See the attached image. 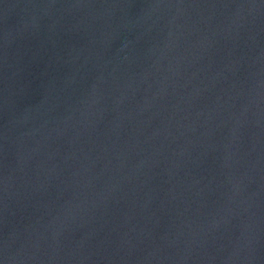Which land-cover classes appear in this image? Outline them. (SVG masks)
<instances>
[{
	"label": "water",
	"instance_id": "obj_1",
	"mask_svg": "<svg viewBox=\"0 0 264 264\" xmlns=\"http://www.w3.org/2000/svg\"><path fill=\"white\" fill-rule=\"evenodd\" d=\"M0 264H264V0H0Z\"/></svg>",
	"mask_w": 264,
	"mask_h": 264
}]
</instances>
